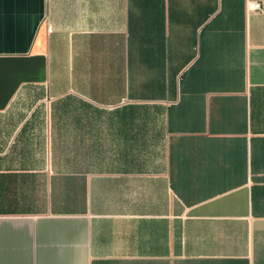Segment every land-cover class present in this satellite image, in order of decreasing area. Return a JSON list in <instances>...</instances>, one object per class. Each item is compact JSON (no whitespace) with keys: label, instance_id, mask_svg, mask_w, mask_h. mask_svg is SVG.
<instances>
[{"label":"crops","instance_id":"0c3cea01","mask_svg":"<svg viewBox=\"0 0 264 264\" xmlns=\"http://www.w3.org/2000/svg\"><path fill=\"white\" fill-rule=\"evenodd\" d=\"M247 1L0 0V264H264Z\"/></svg>","mask_w":264,"mask_h":264},{"label":"built area","instance_id":"2783aa9c","mask_svg":"<svg viewBox=\"0 0 264 264\" xmlns=\"http://www.w3.org/2000/svg\"><path fill=\"white\" fill-rule=\"evenodd\" d=\"M264 9V2L258 0L247 1V12L260 11Z\"/></svg>","mask_w":264,"mask_h":264}]
</instances>
